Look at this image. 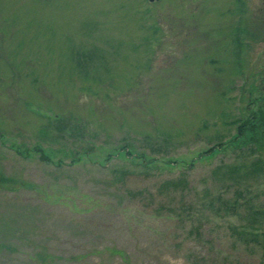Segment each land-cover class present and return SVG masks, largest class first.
Segmentation results:
<instances>
[{"label":"rangeland","instance_id":"rangeland-1","mask_svg":"<svg viewBox=\"0 0 264 264\" xmlns=\"http://www.w3.org/2000/svg\"><path fill=\"white\" fill-rule=\"evenodd\" d=\"M263 112L264 0H0V264H264Z\"/></svg>","mask_w":264,"mask_h":264},{"label":"trees","instance_id":"trees-1","mask_svg":"<svg viewBox=\"0 0 264 264\" xmlns=\"http://www.w3.org/2000/svg\"><path fill=\"white\" fill-rule=\"evenodd\" d=\"M262 115V118L261 120H263V123H264V112L261 113ZM253 128V126H251ZM222 143H217V146H221ZM0 179H3V180H6L7 181V178H4L3 176H1L0 174ZM236 201L233 203L235 204ZM232 204V205H233ZM236 234L240 235V236H245V239L247 241H249L252 245H256V246H259V247H262L263 246V254H264V231H258V232H254V231H244V230H236L235 232Z\"/></svg>","mask_w":264,"mask_h":264},{"label":"water","instance_id":"water-1","mask_svg":"<svg viewBox=\"0 0 264 264\" xmlns=\"http://www.w3.org/2000/svg\"><path fill=\"white\" fill-rule=\"evenodd\" d=\"M149 1H151V0H149Z\"/></svg>","mask_w":264,"mask_h":264}]
</instances>
